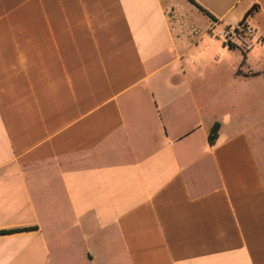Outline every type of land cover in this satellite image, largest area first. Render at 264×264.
I'll return each mask as SVG.
<instances>
[{
  "label": "crops",
  "instance_id": "0c3cea01",
  "mask_svg": "<svg viewBox=\"0 0 264 264\" xmlns=\"http://www.w3.org/2000/svg\"><path fill=\"white\" fill-rule=\"evenodd\" d=\"M1 230L0 264H264V0H0Z\"/></svg>",
  "mask_w": 264,
  "mask_h": 264
},
{
  "label": "built area",
  "instance_id": "2783aa9c",
  "mask_svg": "<svg viewBox=\"0 0 264 264\" xmlns=\"http://www.w3.org/2000/svg\"><path fill=\"white\" fill-rule=\"evenodd\" d=\"M210 32L214 33L216 37L224 40L226 43H239L241 46H249L250 38L253 35V30L245 22L228 25L222 28H210Z\"/></svg>",
  "mask_w": 264,
  "mask_h": 264
},
{
  "label": "trees",
  "instance_id": "16d2710c",
  "mask_svg": "<svg viewBox=\"0 0 264 264\" xmlns=\"http://www.w3.org/2000/svg\"><path fill=\"white\" fill-rule=\"evenodd\" d=\"M218 129H219V124L216 123L212 129H211V132H210V141L213 142L216 137L218 136ZM9 232H12L10 230H1L0 233H9Z\"/></svg>",
  "mask_w": 264,
  "mask_h": 264
},
{
  "label": "rangeland",
  "instance_id": "374dc122",
  "mask_svg": "<svg viewBox=\"0 0 264 264\" xmlns=\"http://www.w3.org/2000/svg\"><path fill=\"white\" fill-rule=\"evenodd\" d=\"M178 7H180V6H178ZM179 9H183L182 7L181 8H179ZM183 11H185V15H188V12L186 11V10H183ZM183 11H181L180 13H174V18H175V20H180V18H181V16H182V18H183ZM189 15H190V13H189ZM184 21V20H183ZM182 25H184V22H183V24Z\"/></svg>",
  "mask_w": 264,
  "mask_h": 264
}]
</instances>
